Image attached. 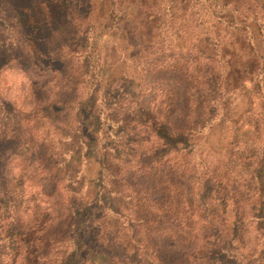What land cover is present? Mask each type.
Returning <instances> with one entry per match:
<instances>
[{
    "label": "trees",
    "instance_id": "1",
    "mask_svg": "<svg viewBox=\"0 0 264 264\" xmlns=\"http://www.w3.org/2000/svg\"><path fill=\"white\" fill-rule=\"evenodd\" d=\"M120 2L0 0V264H264V0Z\"/></svg>",
    "mask_w": 264,
    "mask_h": 264
},
{
    "label": "rangeland",
    "instance_id": "2",
    "mask_svg": "<svg viewBox=\"0 0 264 264\" xmlns=\"http://www.w3.org/2000/svg\"><path fill=\"white\" fill-rule=\"evenodd\" d=\"M247 1H250V0H242L243 4ZM121 3H123L124 7H127L129 5V0H121L120 4ZM99 5H100L99 0H94V7H96V12L94 14L95 18L100 17V14H101V11H97L99 8ZM128 10L130 11V13H133L132 8H128ZM243 21H245V19H243ZM124 25L127 26V23ZM123 26H122V29L124 28ZM220 31H221L219 35L220 36L219 39L221 40L220 42H228L229 44H232V42H234L235 37H233L232 30H229V29L224 30V27H222L220 28ZM165 36H166V42L173 43V38H171V33L167 32ZM257 37L261 41L264 38L263 35L262 37L257 35ZM115 39L116 37L113 38V40ZM236 46L238 45L236 44ZM236 51H238V48L236 49ZM231 52H232V49H231ZM249 60H251V57L249 56L248 52H240V51H238L235 54V56L229 59V61L231 62L232 71H234L233 73L234 76L233 75L228 76L227 92H226L227 108L231 109L232 112H235L238 114L237 118L240 119V123L241 125H243L244 133L249 135V140L245 141L247 142V145H251L250 141H252L255 137L254 130H251L252 124L255 125V123H257L258 117H260V114L263 110L262 109V104H263L262 99L260 98L259 95L257 96L255 93H253V91H255L254 84H251V82L247 78H244L241 81V79H239L238 76L237 77L235 76L236 75L235 71L237 67L239 66V64L244 63L246 65L247 61ZM19 63L25 65L24 61H20ZM51 67L54 70L56 69L62 70L65 67V65H63L62 63L61 64L55 63L51 65ZM114 69H115V72L122 74L123 76L131 75V72H130L131 69L128 68L127 63H123V62L117 63ZM66 82L67 81H63L62 83L61 81V86H63ZM259 82H264V76H262L261 79L259 78ZM68 86H71V84ZM53 89H54L53 85H49L47 86V89L44 91L53 90ZM261 91L263 90L261 89Z\"/></svg>",
    "mask_w": 264,
    "mask_h": 264
}]
</instances>
